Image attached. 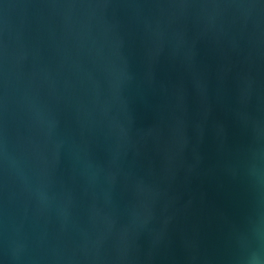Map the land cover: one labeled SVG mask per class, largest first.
<instances>
[{
  "label": "water",
  "instance_id": "95a60500",
  "mask_svg": "<svg viewBox=\"0 0 264 264\" xmlns=\"http://www.w3.org/2000/svg\"><path fill=\"white\" fill-rule=\"evenodd\" d=\"M0 264H264V0H0Z\"/></svg>",
  "mask_w": 264,
  "mask_h": 264
}]
</instances>
